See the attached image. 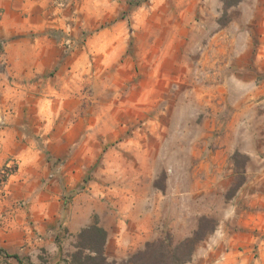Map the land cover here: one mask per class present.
<instances>
[{"label":"rangeland","instance_id":"1","mask_svg":"<svg viewBox=\"0 0 264 264\" xmlns=\"http://www.w3.org/2000/svg\"><path fill=\"white\" fill-rule=\"evenodd\" d=\"M5 20L0 67L11 44L33 50L34 90L60 110L20 133L49 156L27 188L60 197L51 248L32 227L41 197L0 209V264H68L62 223L87 213L109 262L204 222L185 264H264V0H0ZM26 170L8 163L0 197Z\"/></svg>","mask_w":264,"mask_h":264},{"label":"crops","instance_id":"2","mask_svg":"<svg viewBox=\"0 0 264 264\" xmlns=\"http://www.w3.org/2000/svg\"><path fill=\"white\" fill-rule=\"evenodd\" d=\"M1 26L0 36H7L12 32L8 20L3 21ZM47 54L49 56L48 63H46L55 64L58 58L56 50L48 51ZM4 56L7 59V65L4 68L0 67V172L8 166L10 161L29 170H26L25 175L27 176L21 182L14 183L11 181L14 175L9 176L6 183L9 187L12 186V189L0 197V209L14 212L15 194L23 190L28 192L26 193L28 196L41 197L42 203L33 205V208H38V213L41 214L39 217L41 223H33L32 227L44 235L45 246L51 248L56 231L50 226L59 224L51 222L57 219L60 196L47 191L39 192V188H27L32 185L30 179L37 182L41 180V176H44V170H46L44 161L49 156L43 153L42 147H37L35 142L30 140L23 142L22 138L25 136H21L20 133L23 134L34 127L37 128V131L46 133L50 127V116H58L60 110L47 108L50 93L46 88H42L40 92L34 90L35 72L40 71L34 70L33 50L27 53L25 50H21V45L11 44ZM53 95L58 98L59 92L53 93ZM33 117L36 118L35 124L31 123ZM56 141L57 145L61 143L64 147V136L57 135ZM27 181L29 184H26ZM50 206L53 209H50ZM74 218L72 216L68 223H62L68 232L74 235L92 224L88 213L77 222L74 221ZM29 227L31 225L28 223L25 228L29 230Z\"/></svg>","mask_w":264,"mask_h":264},{"label":"trees","instance_id":"3","mask_svg":"<svg viewBox=\"0 0 264 264\" xmlns=\"http://www.w3.org/2000/svg\"><path fill=\"white\" fill-rule=\"evenodd\" d=\"M213 229V223L201 222L191 236L177 244L168 237L156 243H146L142 251L124 260L109 262L105 256L107 232L95 221L77 233L75 250L67 255V260L68 264H185ZM13 258L17 259V256Z\"/></svg>","mask_w":264,"mask_h":264}]
</instances>
